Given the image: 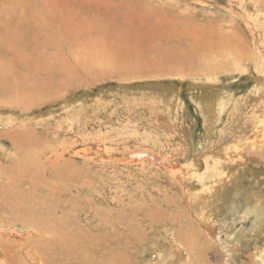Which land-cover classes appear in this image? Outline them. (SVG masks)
<instances>
[{
  "label": "rangeland",
  "instance_id": "374dc122",
  "mask_svg": "<svg viewBox=\"0 0 264 264\" xmlns=\"http://www.w3.org/2000/svg\"><path fill=\"white\" fill-rule=\"evenodd\" d=\"M0 116L2 264H264V0H0Z\"/></svg>",
  "mask_w": 264,
  "mask_h": 264
},
{
  "label": "bare ground",
  "instance_id": "6f19581e",
  "mask_svg": "<svg viewBox=\"0 0 264 264\" xmlns=\"http://www.w3.org/2000/svg\"><path fill=\"white\" fill-rule=\"evenodd\" d=\"M197 39V38H196ZM201 39V38H200ZM193 43V42H192ZM206 45V44H205ZM95 46H96V44H95ZM100 47H101V45H99ZM98 49V48H97ZM105 49V48H104ZM210 49V48H209ZM95 50H96V48H95ZM97 52H99V54H101L102 53V50L101 49H98V51ZM101 52V53H100ZM107 54V53H106ZM104 55V54H103ZM101 56L102 58H100V61L103 59V57H105V56ZM107 56V55H106ZM187 59V58H186ZM95 61H96V59H93V56H92V58H91V60L87 63V65H88V67L89 66H91L92 67V65H94L95 64ZM103 62H100V64H102ZM20 64H22V61L21 60H18V62H17V68H16V72L17 73H19V72H21V70H20ZM199 64V63H198ZM96 65H97V62H96ZM189 65V64H188ZM98 66H99V64H98ZM103 66V65H102ZM52 86H54V85H52ZM30 90V89H29ZM25 93H27L26 91H19L14 97H13V100L16 102V103H18V104H22V103H30V99L28 98V94L26 95ZM27 97V98H26ZM157 98V97H156ZM135 101V100H134ZM214 102H216V100H212V101H209V105H210V108L212 109L213 108V104H214ZM144 103V102H143ZM150 103V102H149ZM226 104V103H225ZM153 105V104H152ZM66 110V109H65ZM72 114V113H71ZM1 117V116H0ZM78 117V116H77ZM10 120V119H9ZM63 120V119H62ZM261 122V121H260ZM160 123V122H159ZM13 124V123H12ZM157 124V123H156ZM19 125V124H18ZM20 125H21V123H20ZM158 125V124H157ZM161 125L162 126H164V124H162L161 123ZM17 126V125H16ZM160 128V127H159ZM8 130V129H7ZM11 131V130H10ZM19 131V130H18ZM5 132H7V131H5ZM9 132V131H8ZM15 132H17V130H13V133H15ZM3 134H6V133H3ZM12 134V133H11ZM14 135V134H13ZM12 135V136H13ZM18 136H20L19 134H17ZM16 135V136H17ZM7 136V135H6ZM15 136V137H16ZM17 136V137H18ZM10 137H11V135H10ZM14 137V139H16V140H20V139H18V138H15ZM12 138V137H11ZM101 140V139H100ZM10 141V140H9ZM99 142V140H96V142ZM12 142V141H11ZM102 142V141H101ZM4 144V143H3ZM94 144V143H93ZM14 145H16V146H18L17 144H14ZM96 146L98 145V147L97 148H100L101 149V146H100V144L99 143H96L95 144ZM0 146H3V145H0ZM6 148V147H5ZM15 148V147H14ZM3 150H5L4 149V146H3V148H2ZM99 150V149H98ZM5 151H7V150H5ZM4 151V152H5ZM1 152V151H0ZM3 152V151H2ZM100 152V151H99ZM8 153H10V152H8ZM22 155V153H20L19 152V155ZM4 155H5V153H4ZM24 155V154H23ZM28 155V154H27ZM26 156V155H25ZM21 156V158L20 157H18V161L16 162H14V163H11V165H10V167L8 168V169H11L12 167H13V170H14V168H15V170H17V172L15 171L14 172V174L15 175H22V171L24 170V169H27L28 167H30V166H28V161H29V159L27 158L28 156ZM133 158V157H132ZM136 159V158H135ZM171 159V158H170ZM58 160V159H57ZM162 160V159H161ZM141 161V160H140ZM30 163V162H29ZM30 165H31V163H30ZM32 166V165H31ZM171 166V170H170V167H169V171H171V174H172V172H176V170H175V167L176 166H178L176 163L175 164H173V165H170ZM179 168H180V171L182 172V168L181 167H177V170H179ZM37 170V169H36ZM9 172H10V170H8ZM173 175V174H172ZM2 176H8V173H5L4 175H2ZM10 176V175H9ZM174 176H175V174H174ZM17 177V176H16ZM20 177V176H19ZM12 179V178H11ZM21 180V179H20ZM13 181H14V179H13ZM15 181H17V180H15ZM15 181H14V183H15ZM34 181V180H33ZM18 182H19V180H18ZM19 183H22V181L21 182H19ZM18 183V184H19ZM25 183V182H24ZM35 184V183H34ZM30 185V184H29ZM41 185V184H40ZM19 186V185H18ZM43 186V185H42ZM30 187V186H29ZM31 188V187H30ZM29 188V189H30ZM61 188V187H60ZM59 189V188H58ZM67 189V188H66ZM18 190V189H17ZM20 191V190H19ZM41 191V190H40ZM65 191V190H64ZM8 192V191H7ZM14 192H15V190H14ZM17 192V191H16ZM21 192V191H20ZM55 192H56V190H55ZM61 192V191H60ZM16 194H20V193H16ZM38 194V193H37ZM13 195V194H12ZM15 195V194H14ZM37 196V195H36ZM36 196H34V197H36ZM16 197V196H15ZM17 198V197H16ZM57 198V197H56ZM22 199V198H21ZM20 201V200H19ZM22 201H24V200H22ZM250 201V200H249ZM256 201V200H255ZM259 201V200H258ZM21 202V201H20ZM57 203H58V201H57ZM257 203V202H256ZM251 204V203H250ZM14 205V204H13ZM55 205V204H54ZM17 206V205H16ZM15 207V206H14ZM253 207H257V206H253ZM250 209V205L249 206H245V214H248L250 211H252V210H249ZM252 209V208H251ZM256 209V208H255ZM242 210V209H241ZM254 210V209H253ZM259 210V209H258ZM256 211H257V209H256ZM260 212H261V210H260ZM242 213H244V212H242ZM19 214V213H18ZM202 214V213H201ZM200 214V215H201ZM200 215H199V217H200ZM244 215V214H243ZM12 217H15V216H12ZM19 217V216H18ZM245 217V216H244ZM13 219H16V221L17 220H19V219H17L16 217L15 218H13ZM22 219V218H21ZM25 220V219H24ZM12 222V221H11ZM14 222H15V220H14ZM18 222H20V221H18ZM25 222V221H24ZM197 222V221H196ZM202 221H200V220H198V224H199V226H201V228H202V231L204 232V234L207 236V237H209V238H212V230L213 229H211V223H210V221H208L206 224L204 223V224H202L201 223ZM13 224V223H12ZM32 224H34L35 226H36V228H38L39 227V229H43L44 228V222H40L39 224H36L35 223V221L33 220V222H32ZM7 225H9V224H7ZM10 226V225H9ZM12 226V225H11ZM16 226H18V225H16V222H15V227ZM26 226V225H25ZM2 227H4V226H2ZM21 227V226H20ZM187 227V226H186ZM191 227H192V225H191ZM2 229V228H1ZM5 229H7L6 227H5ZM12 229V228H11ZM16 229V228H15ZM23 229V228H22ZM45 229H47V228H45ZM44 229V230H45ZM10 230V229H9ZM9 230H7V231H9ZM13 231H15L14 229H13ZM23 231V230H22ZM40 231V230H39ZM15 232H17V231H15ZM21 232V231H20ZM19 232V233H20ZM46 232H47V230H46ZM194 232V231H193ZM57 233V232H56ZM200 233H202L201 231H200ZM12 234V233H11ZM47 234V233H46ZM50 234V233H49ZM48 234V235H49ZM58 234V233H57ZM86 234V233H85ZM193 233H191V235H192ZM94 235V234H93ZM45 237H46V235H44ZM52 236V235H51ZM92 236V235H91ZM95 236V235H94ZM198 236V235H197ZM54 237H55V235H54ZM192 237V236H191ZM42 238V237H41ZM49 238V237H48ZM47 238V239H48ZM57 238V237H56ZM76 238V237H75ZM82 240L84 239H86V236H84V235H82L81 237H80ZM52 239V238H51ZM55 239V238H54ZM74 239V238H73ZM78 239V238H77ZM38 240H39V238H38ZM42 240H44L43 238H42ZM99 240V239H98ZM199 240V239H198ZM40 241V240H39ZM45 241V240H44ZM55 241V240H54ZM88 241H89V239H88ZM92 241H93V239H92ZM92 241H90V242H92ZM0 242H2L3 243V241H0ZM75 242V244H78L80 241L79 240H77V241H74ZM99 242V241H98ZM203 242H204V240H203ZM2 243H1V245H2ZM46 243V242H45ZM55 243V242H54ZM57 243V242H56ZM218 243V242H217ZM41 244V243H40ZM43 244H44V242H43ZM80 244V243H79ZM170 244H171V247L170 248H168V260L166 261V264H187V262H186V260L189 258V261H190V253H187L186 251L184 252L182 249L184 248V247H191V246H186L185 244H182V242L181 241H179V239L178 238H176L175 236H173L172 238H171V240H170ZM37 245V244H36ZM42 245V244H41ZM40 245V246H41ZM48 245V244H47ZM59 245H61V244H59ZM74 245V244H73ZM176 245H180L181 247H178V248H175L176 247ZM210 245H211V243H210ZM35 246V245H34ZM39 246V247H40ZM51 246V245H50ZM81 246V245H80ZM87 246V245H86ZM204 246H207V245H204ZM212 246V245H211ZM2 247H3V245H2ZM6 247H7V245L5 244L4 245V248L6 249ZM12 247V246H11ZM3 248V249H4ZM34 248H37V246H35ZM33 248V249H34ZM49 248V247H48ZM59 248H60V246H59ZM207 248V247H206ZM50 249V248H49ZM128 249H130V248H128ZM189 249V248H188ZM201 249V248H200ZM7 250V249H6ZM13 250V249H12ZM11 250V252H13ZM19 250H20V248H19ZM28 251H27V253H26V255H25V257L27 256V257H29V259H32V260H35L34 261V263L33 264H42V261L41 260H39V258H38V256H36L35 255V252L34 251H31V250H29V249H27ZM88 250V249H87ZM199 250V249H198ZM5 251V250H4ZM3 251V252H4ZM10 251V250H9ZM26 251V250H25ZM24 251V252H25ZM41 251V250H40ZM200 251V250H199ZM5 252H7V251H5ZM4 252V253H5ZM47 252H48V258H47V261H49L50 260V256L52 257V259H53V264H72V263H70V262H67V260H64L63 258H54L53 256H52V254H51V251L49 252L48 250H47ZM68 252V251H67ZM15 253H16V251H15ZM200 253V252H199ZM6 254H8V253H5V255ZM9 254H10V252H9ZM9 254L6 256L7 257V259H8V256H9ZM55 254V253H54ZM21 255H23L22 253H21ZM88 256H89V254H88ZM3 257V256H2ZM40 257H42L41 255H40ZM92 257H94V256H92ZM91 257V258H92ZM3 258H5V257H3ZM88 258V257H87ZM111 258V257H110ZM158 259V258H160V254H158V253H154V254H152V256L150 257V259L151 260H153V259ZM1 259V258H0ZM6 259V258H5ZM24 259H26V258H24ZM29 259H27V260H29ZM86 259V258H85ZM100 259V258H99ZM104 259V258H103ZM2 260V259H1ZM0 260V264H2L1 262L2 261H8V260H2L1 261ZM43 260V259H42ZM94 260V259H93ZM96 260V259H95ZM98 260V259H97ZM115 260V259H114ZM226 260V259H225ZM228 260V259H227ZM13 261H15V263L14 264H17L18 262H17V258H16V260L14 259ZM22 261V260H21ZM24 261V260H23ZM22 261V262H23ZM88 261V260H87ZM103 261V260H102ZM17 262V263H16ZM83 262V261H82ZM103 263V262H102ZM107 263V262H106ZM4 264V263H3ZM6 264V263H5ZM225 264H226V262H225Z\"/></svg>",
  "mask_w": 264,
  "mask_h": 264
}]
</instances>
